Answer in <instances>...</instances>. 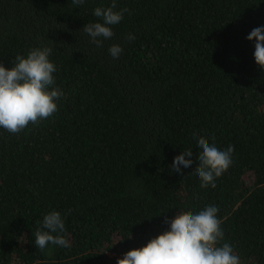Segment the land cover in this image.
Listing matches in <instances>:
<instances>
[{
    "label": "trees",
    "instance_id": "1",
    "mask_svg": "<svg viewBox=\"0 0 264 264\" xmlns=\"http://www.w3.org/2000/svg\"><path fill=\"white\" fill-rule=\"evenodd\" d=\"M112 3L0 0V64L49 47L63 92L52 117L0 128V264H116L206 206L240 264H264V70L246 39L264 26V0H115L130 14L97 47L83 27ZM194 133L234 146L216 188L200 187ZM189 149L192 165L171 172ZM52 211L69 246L41 251Z\"/></svg>",
    "mask_w": 264,
    "mask_h": 264
},
{
    "label": "clouds",
    "instance_id": "2",
    "mask_svg": "<svg viewBox=\"0 0 264 264\" xmlns=\"http://www.w3.org/2000/svg\"><path fill=\"white\" fill-rule=\"evenodd\" d=\"M72 3L81 6L85 0H72ZM114 9L115 0L110 7H97L93 14L103 22L88 23L83 27L89 42L97 47H102L104 40L115 35L110 26L119 24L126 12L130 14L127 8L120 11ZM134 38L131 34L127 37L129 41ZM246 39L255 41L254 60L264 70V26L253 29ZM108 51L113 59H118L122 48L112 45ZM51 52L49 47L33 48L26 58L17 55L10 69L0 64V128L10 134H18L30 123L35 125L57 112L55 101L63 96V92L54 87L56 78L53 74L57 68L49 60ZM193 139L202 150L197 156L199 164L195 168V174L201 181L200 187L216 188L215 180L233 163L234 146L220 150L195 133ZM192 155L189 149L174 157L170 171L181 174V166L189 168L192 165ZM218 211L216 206H206L196 214L179 212L171 221H165L169 224L168 231L150 240L146 246L128 251L116 264H240L233 247L229 243L221 244L224 233L221 221L217 219ZM65 232L61 214L52 211L43 217L41 228L35 232V245L41 251L50 244L67 248L69 243L61 235Z\"/></svg>",
    "mask_w": 264,
    "mask_h": 264
}]
</instances>
